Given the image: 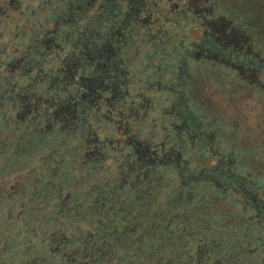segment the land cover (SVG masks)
Masks as SVG:
<instances>
[{
	"label": "flooded vegetation",
	"instance_id": "af4514ba",
	"mask_svg": "<svg viewBox=\"0 0 264 264\" xmlns=\"http://www.w3.org/2000/svg\"><path fill=\"white\" fill-rule=\"evenodd\" d=\"M242 5L0 0V160L67 230L41 263L264 264V6Z\"/></svg>",
	"mask_w": 264,
	"mask_h": 264
},
{
	"label": "trees",
	"instance_id": "16d2710c",
	"mask_svg": "<svg viewBox=\"0 0 264 264\" xmlns=\"http://www.w3.org/2000/svg\"><path fill=\"white\" fill-rule=\"evenodd\" d=\"M238 1L243 3L242 6L246 7L243 8L248 13H253L254 11V13L257 14L261 12L257 7H262L261 5L264 6V3H259L261 0ZM5 149L6 148L0 149V152L3 150L5 152ZM0 162H3L0 167V264H19L21 259H27L29 262L31 261L29 264H31L32 261H34L35 264H49L48 261L55 259L56 256L59 255L53 256L51 260L41 263L42 258L49 257L50 249L55 247V243L52 242L53 237L49 233L45 238L47 231L46 233H44L45 231L43 230L39 231L38 226L40 225L42 229L49 228L50 232L55 230L58 231L59 229L57 228H59V225L56 224L62 221L63 215H57L51 211L40 212L36 209L29 210V207L32 205L31 202H39V200L41 201L42 199L38 200L37 196L31 194L24 202V200L19 197V191L15 194L14 192H11V189L8 188V186H4L6 185V183L3 182L4 177L7 175L8 171L17 169V164L12 166L10 164H5V156ZM2 170H5L6 172L2 173ZM10 193L16 195L14 196L15 203L11 201L13 199L8 197V194ZM23 203L28 205L26 207L27 209H24V206L20 207V204ZM15 204L17 206L14 208ZM17 207H19V213L18 211L16 212ZM16 216L20 217L17 218ZM17 219L21 221H18ZM42 237L45 238L44 245H40L39 241V243L35 241L36 238L42 239ZM31 243L35 246L29 247L28 245ZM61 245L64 246L63 243Z\"/></svg>",
	"mask_w": 264,
	"mask_h": 264
},
{
	"label": "rangeland",
	"instance_id": "374dc122",
	"mask_svg": "<svg viewBox=\"0 0 264 264\" xmlns=\"http://www.w3.org/2000/svg\"><path fill=\"white\" fill-rule=\"evenodd\" d=\"M36 160L37 159H35L34 160V162H36ZM1 163H3V162H0V167H1ZM37 163V162H36ZM6 172V171H5ZM20 174H21V172L19 173V171H8V173H7V175L4 177V180H3V182L4 183H6V186H8V188H10V185L11 186H15V184L17 183L18 184V187H14V188H12L11 189V192L13 193H17L18 191H15V189H17V188H19L20 186H23V185H26L27 184V180H26V178H24V179H22L21 177H20ZM26 182V183H25ZM64 192H65V190H64ZM12 193H10V194H8V197H10V199H13V200H11L12 202H14L15 201V198H14V196H16V195H14V194H12ZM27 200V198H24V202ZM15 203V202H14ZM14 203H12V204H14ZM13 206V205H12ZM17 205L15 204L14 205V208L16 207ZM21 206H24L23 208L24 209H27L26 207L28 206L26 203H23V204H20V207ZM19 207H17L16 208V212L18 211V213H19ZM17 218H19L20 216H16ZM18 221H21V220H19V219H17ZM57 229H59L58 231H61V233L62 234H64L67 230L65 229V228H63V227H59V228H57ZM225 229H224V227L223 226H221V225H219V226H216L215 227V232H214V230H213V232H214V234H213V236H216V237H220V238H222L223 236H225L226 235V233H225V231H224ZM43 231H47L48 233L50 232V230H49V228H47V229H44ZM52 232V231H51ZM216 233H218V235H216ZM208 234L209 233H207V235H205V233H204V235L205 236H208ZM204 235L201 237V238H204ZM21 237V236H20ZM54 249V248H53Z\"/></svg>",
	"mask_w": 264,
	"mask_h": 264
}]
</instances>
